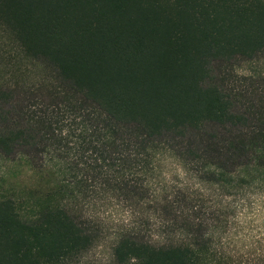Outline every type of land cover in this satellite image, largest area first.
<instances>
[{"label": "trees", "instance_id": "trees-1", "mask_svg": "<svg viewBox=\"0 0 264 264\" xmlns=\"http://www.w3.org/2000/svg\"><path fill=\"white\" fill-rule=\"evenodd\" d=\"M0 28L26 57L44 61L102 112L108 123L103 150L121 153L123 181L125 164L140 170L162 146L188 155L191 165L204 161L206 151L218 154L200 172L211 179L198 180L230 195L220 194L205 220L191 215L198 206L182 208L174 193L154 194L152 203L184 218L181 228L148 239L140 224L129 228L114 247L118 264H264L221 226L225 197L264 191V128L228 142L210 133L202 148L188 143L210 126L248 127L216 83L214 64L264 53V0H0ZM12 104L13 96L0 90V153L6 157L33 139L30 130L11 127ZM64 176L51 191L33 196L30 213L0 198V264H69L92 247L95 237L64 199L82 194L85 184L64 186ZM143 187L135 182L133 189ZM154 221L158 228L161 220ZM177 221L163 220L161 228L172 230Z\"/></svg>", "mask_w": 264, "mask_h": 264}, {"label": "rangeland", "instance_id": "rangeland-1", "mask_svg": "<svg viewBox=\"0 0 264 264\" xmlns=\"http://www.w3.org/2000/svg\"><path fill=\"white\" fill-rule=\"evenodd\" d=\"M214 72L216 83L232 97L236 110L247 117L248 127L228 131L210 126L207 134L189 136L188 143L196 148L210 140V133L218 141L228 142L264 128V53L253 59L216 62ZM0 90L13 96L11 127L30 130L33 138L31 145L20 147L10 157L0 153V198H12L30 213L33 196L55 188L59 174H67L64 186L85 184L82 194L64 199L95 238L92 247L69 264H118L114 257L118 237L138 224L141 237L146 239L178 231L184 218L176 219L179 215L152 203L154 194L164 189L175 194L182 208L198 206L191 215L205 220L210 217L206 215L210 207L222 200L220 194L227 192L198 180L203 165L214 162L217 153L206 151L202 153L204 161L191 165L188 155L178 157L164 146L146 158L140 170L135 169L137 165L125 164L123 181L121 153L113 147L111 153L103 150L102 136L108 123L102 112L60 81L44 61L26 57L1 28ZM92 128L99 132L92 133ZM135 182L144 186L138 193L133 189ZM263 192L245 189L235 197H225L227 221L223 218L221 226L226 236H239V249L256 253L253 258H261L264 263ZM184 195L190 199L184 201ZM155 219L161 220L158 228ZM163 220L178 221L176 227L166 231L161 228ZM212 225L206 224L205 230Z\"/></svg>", "mask_w": 264, "mask_h": 264}]
</instances>
